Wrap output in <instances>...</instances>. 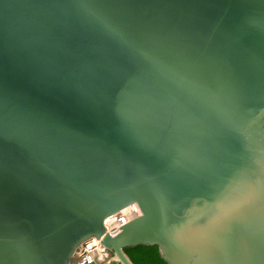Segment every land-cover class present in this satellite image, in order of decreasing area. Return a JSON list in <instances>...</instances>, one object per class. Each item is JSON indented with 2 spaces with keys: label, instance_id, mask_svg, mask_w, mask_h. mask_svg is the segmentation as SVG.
Returning <instances> with one entry per match:
<instances>
[{
  "label": "water",
  "instance_id": "1",
  "mask_svg": "<svg viewBox=\"0 0 264 264\" xmlns=\"http://www.w3.org/2000/svg\"><path fill=\"white\" fill-rule=\"evenodd\" d=\"M92 237L264 264V0H0V264Z\"/></svg>",
  "mask_w": 264,
  "mask_h": 264
},
{
  "label": "built area",
  "instance_id": "2",
  "mask_svg": "<svg viewBox=\"0 0 264 264\" xmlns=\"http://www.w3.org/2000/svg\"><path fill=\"white\" fill-rule=\"evenodd\" d=\"M103 238L92 237L80 245L77 251L79 264H124L117 255L99 262L98 259L109 249Z\"/></svg>",
  "mask_w": 264,
  "mask_h": 264
},
{
  "label": "trees",
  "instance_id": "3",
  "mask_svg": "<svg viewBox=\"0 0 264 264\" xmlns=\"http://www.w3.org/2000/svg\"><path fill=\"white\" fill-rule=\"evenodd\" d=\"M135 264H168L161 256L158 245L141 243L125 247Z\"/></svg>",
  "mask_w": 264,
  "mask_h": 264
},
{
  "label": "rangeland",
  "instance_id": "4",
  "mask_svg": "<svg viewBox=\"0 0 264 264\" xmlns=\"http://www.w3.org/2000/svg\"><path fill=\"white\" fill-rule=\"evenodd\" d=\"M115 218H116L117 222L120 221V218H119V217H115ZM115 218H113V219H115ZM113 219H112V220H113ZM110 221H111V220H109V221L107 222V225H108L109 228H113V226H112V224H111Z\"/></svg>",
  "mask_w": 264,
  "mask_h": 264
}]
</instances>
